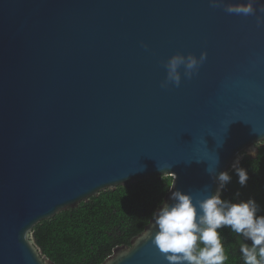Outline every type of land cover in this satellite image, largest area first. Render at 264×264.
I'll list each match as a JSON object with an SVG mask.
<instances>
[{
    "label": "water",
    "instance_id": "obj_1",
    "mask_svg": "<svg viewBox=\"0 0 264 264\" xmlns=\"http://www.w3.org/2000/svg\"><path fill=\"white\" fill-rule=\"evenodd\" d=\"M257 16L210 0H0V264H54L32 228L102 192L169 176L162 204L177 190L195 202L256 158ZM202 52L191 79L181 67L180 86L161 87L171 56ZM153 219L102 264H168L145 236Z\"/></svg>",
    "mask_w": 264,
    "mask_h": 264
},
{
    "label": "trees",
    "instance_id": "obj_2",
    "mask_svg": "<svg viewBox=\"0 0 264 264\" xmlns=\"http://www.w3.org/2000/svg\"><path fill=\"white\" fill-rule=\"evenodd\" d=\"M261 144L256 158L243 155L239 161V167L247 170V185L241 187L234 168L229 169L232 180L221 190V197L232 203L253 198L260 206L257 215L264 216V142ZM171 180L169 176H154L102 192L39 222L29 237L41 256L54 264H102L115 248H129L131 240L143 232L162 204ZM218 231L227 256L224 264H244L240 248L251 241L230 228Z\"/></svg>",
    "mask_w": 264,
    "mask_h": 264
},
{
    "label": "clouds",
    "instance_id": "obj_3",
    "mask_svg": "<svg viewBox=\"0 0 264 264\" xmlns=\"http://www.w3.org/2000/svg\"><path fill=\"white\" fill-rule=\"evenodd\" d=\"M212 7H222L229 14L256 15L264 14V3L260 0H247V3L223 4V0H210ZM256 5H259L257 8ZM258 25L264 23V17L257 16ZM147 49V45H143ZM207 59L202 52L197 58L194 54L177 53L164 62L166 77L161 82L162 88L170 84H181L183 76L191 79ZM241 187L247 185V170L239 167V159L233 165ZM219 187L215 194L193 201V198L177 190L172 192V203L163 202L153 213L155 232L147 231L146 238L164 256L168 264H224L227 260L219 229L230 228L250 244L241 245L244 264H264V216L257 215L260 206L255 199L249 198L240 203H232L221 197V190L232 177L228 172H221L215 177ZM201 245H203L201 247Z\"/></svg>",
    "mask_w": 264,
    "mask_h": 264
}]
</instances>
